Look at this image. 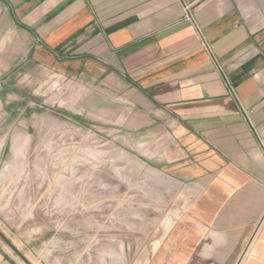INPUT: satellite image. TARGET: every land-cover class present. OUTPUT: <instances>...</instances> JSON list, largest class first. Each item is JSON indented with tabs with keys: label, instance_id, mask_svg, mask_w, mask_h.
<instances>
[{
	"label": "crops",
	"instance_id": "1",
	"mask_svg": "<svg viewBox=\"0 0 264 264\" xmlns=\"http://www.w3.org/2000/svg\"><path fill=\"white\" fill-rule=\"evenodd\" d=\"M20 76L34 97L2 106L0 219L9 140L27 113L65 106L72 124L143 141L189 194L143 264H264V0H0V92ZM12 253L0 245V264Z\"/></svg>",
	"mask_w": 264,
	"mask_h": 264
},
{
	"label": "rangeland",
	"instance_id": "2",
	"mask_svg": "<svg viewBox=\"0 0 264 264\" xmlns=\"http://www.w3.org/2000/svg\"><path fill=\"white\" fill-rule=\"evenodd\" d=\"M23 78L10 82L13 93L0 92V114L5 99H33L34 88ZM62 107L27 113L9 140L5 175L11 184L5 187L0 231L25 252L49 250L55 256L72 250L68 264L82 257L89 264L99 258L105 264H143L165 219L189 202V194L147 155L143 141L81 120L72 124ZM0 245L12 253L1 240ZM98 245H105V253Z\"/></svg>",
	"mask_w": 264,
	"mask_h": 264
},
{
	"label": "water",
	"instance_id": "3",
	"mask_svg": "<svg viewBox=\"0 0 264 264\" xmlns=\"http://www.w3.org/2000/svg\"><path fill=\"white\" fill-rule=\"evenodd\" d=\"M0 240L10 249L24 264H31L23 254L0 231Z\"/></svg>",
	"mask_w": 264,
	"mask_h": 264
},
{
	"label": "built area",
	"instance_id": "4",
	"mask_svg": "<svg viewBox=\"0 0 264 264\" xmlns=\"http://www.w3.org/2000/svg\"><path fill=\"white\" fill-rule=\"evenodd\" d=\"M245 115H247V114L245 113Z\"/></svg>",
	"mask_w": 264,
	"mask_h": 264
}]
</instances>
